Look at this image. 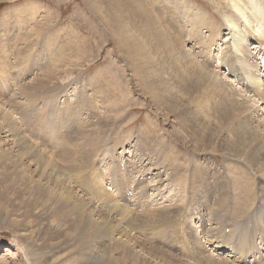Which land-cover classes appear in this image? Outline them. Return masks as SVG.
Listing matches in <instances>:
<instances>
[{
	"label": "rangeland",
	"instance_id": "obj_1",
	"mask_svg": "<svg viewBox=\"0 0 264 264\" xmlns=\"http://www.w3.org/2000/svg\"><path fill=\"white\" fill-rule=\"evenodd\" d=\"M116 1L121 15L139 17L124 18L129 28L150 17L176 42L165 52L146 33L131 34L150 44L140 65L145 78L126 52L123 41L130 42L110 0H0V264L259 259L264 167L237 155L257 139L264 108L244 116L235 113L237 102L218 108L224 97L220 89L206 93L208 75L188 69L191 84L182 80L190 60L240 88L231 72L243 64L227 19L239 28L245 21L230 0H139L148 15L134 13L136 0ZM256 45L247 42L243 53L260 71ZM230 101L249 108L238 95ZM225 108L230 115L221 119ZM248 116L250 125H242ZM49 154L53 168L41 178L37 167ZM58 173L65 175L60 187ZM98 190L109 198L97 200ZM109 199L132 216L112 214ZM125 218L132 221L120 225Z\"/></svg>",
	"mask_w": 264,
	"mask_h": 264
},
{
	"label": "bare ground",
	"instance_id": "obj_2",
	"mask_svg": "<svg viewBox=\"0 0 264 264\" xmlns=\"http://www.w3.org/2000/svg\"><path fill=\"white\" fill-rule=\"evenodd\" d=\"M261 1L262 0H230V2L232 4L231 6H232V9H233V12H235L236 17H238L237 20L239 18H243V20L246 23L244 28H239V26L238 27L236 26L237 24H236L234 19H231V18L227 19V20H229V24H230L231 30H233V35L235 36V37H233V44H230V45L232 47V50L235 53V56L236 57L237 56L241 57V61H242V64H243L242 68L241 69L239 68V70L241 71L240 73L236 72V70L234 69V68H236V64L233 65L232 68L234 70L231 72L235 77H237V80L234 78V81L239 82V84L241 85L240 88L237 87L231 81L226 82L227 81L226 80L224 82L223 79L221 78V75L219 73L217 74V73H215V72H213L211 70L201 69L200 67L195 66L196 65L195 63H191L192 61L190 62V60H189L188 64L185 66V70L182 73V77L185 78V79L182 78V80L187 85L191 84L190 83L191 80H190V77H189V72L187 71L188 69H190V73H192L194 75L195 74H199V73L203 74L204 76L208 75L212 82H209L206 85V88H205L206 89V93L210 89H211L212 93H213V90L214 91H218L220 89L221 95L224 97L223 101H221V102L215 101L214 102L215 104H217L218 108H221V107H224V106H226V108H227V107L231 106L230 104L237 102L239 104H237L236 107H235V113H240L243 116L245 114H247V113H250L252 111L251 107H254L255 105L260 106V107L262 106L264 108V70H262L263 67H262V65L259 64L260 65V71H259L258 68H257L258 66L256 67L255 65L249 64L250 62H248V61L246 62V58H245L246 55L243 53L247 49V47H246V43L247 42L251 41V42H253V44H255V45L257 44L258 45L259 41H260L262 47L256 45V48L259 50L258 53L263 52V55L262 54L261 55L263 56V60H264V3H262ZM110 2H111L110 3V6H111L110 8L112 9V14L115 16V17L113 16L115 25L117 26V29L119 30V32L122 33L125 36V38H128V41L130 42V45H129L127 42L123 41L125 46L127 47L126 52L128 53V56L130 57V59L135 64L136 72L139 75H141L143 78H145L144 76H146V75L144 73V68H143V66H140V65H142V63L146 64V60L149 59V53H151V52L148 53V47L150 46V44L152 45L154 43V41L157 40L158 44L162 45V47L164 48L165 52H170V51L176 50V45H175L176 42L164 37L162 35L163 31H161V32L158 31V28H163V26L160 24L159 21H156L155 19L152 20L150 17L147 18V22L146 23H141V22L138 21L140 27L136 24V25H134L132 27L133 29H131V27L129 28L128 24L125 22L124 18H128L129 19V17H130V18L135 19V21L137 22V19L139 17L137 15H135V14H132L130 16H126V14L123 13L121 15L120 14L121 8H120V5L118 4L119 2L116 1V0L113 1V2L110 0ZM195 9L197 10V20H198V22H200L202 24L206 23V18L204 16V12L201 10V8L196 6ZM135 12L136 13L143 12L145 15H148L147 10L142 6V3L139 0H136V8H135L134 13ZM236 17H235V19H236ZM200 19H202L204 21V23ZM198 22H197V24H198ZM200 25L198 24V26H200ZM235 27H236V30L234 29ZM140 31H142V33L144 32V33L147 34L146 38L148 39V41L150 43L149 46L144 41L143 37H139L138 39H136L135 37H133L131 35L133 32L137 33V32H140ZM201 37H202L201 39L205 40V38L203 36H201ZM159 39H161L162 42H159ZM202 42H204V41H202ZM134 45L138 46L137 50L134 47ZM251 45H252V43H251ZM132 46L134 47L135 50L133 49ZM183 56L186 57L185 55H183ZM234 63H235V60L232 62V64H234ZM232 64H231V66H232ZM225 66H226V64H225ZM179 70H181V68ZM246 80L248 81L247 85H245V81ZM224 83H225V85H227L226 87L223 86ZM233 95L240 96L242 98V100H246L247 104L252 101V99H247L248 97L249 98H254V100H253L254 105L253 104L252 105L248 104L249 108H247V107H245L246 103L244 104V103H240L238 101H230L231 97ZM203 99H204V97H203ZM203 102H205V101H203ZM207 104L209 105V103H207ZM226 108L221 113H219V116H220L221 119H225V118H227L230 115V113L227 111ZM1 115H2V113L0 112V117H2ZM250 118L252 119V117L248 116L246 120H241L242 125L249 126L250 122H251V121H249ZM5 127H6V125H5ZM255 130L258 133L257 139H255L252 144H248V143L243 142L242 145H241L242 146V150L238 152L237 156H239L240 158L245 159L247 162H249L250 164H252L255 167H257L258 169H260V168L264 167V144L262 143V137L264 135V122L259 121L257 127H255ZM3 134H5V133H3ZM258 138H260L261 141L258 140ZM21 148H20V150H21ZM39 152H40V150H39ZM41 153L44 154L45 151H41ZM47 158H48V160L44 159V161L47 162V165L45 164V166H44V164H43V168H42L43 170L41 169L40 166L37 167L38 170H39L38 172L41 171L40 176L42 174H44L45 171L49 167L50 168L52 167V164L50 163V160H52V162H53L52 155L49 154ZM42 159H43V156H42ZM50 171H51L50 174L52 175L53 169H50ZM58 174L59 175L56 176V186L60 187L59 186L60 184H58V181H59V179H61V177H65V175L64 174L62 175L61 173H58ZM41 178H42V176H41ZM63 181L65 182V179H63L61 181V184H63ZM99 183H102V182L99 181ZM101 187L102 186H98V188L100 190L102 189ZM67 188L69 190H71L69 187H67ZM100 190H98V192L95 195L97 197V200L98 199H104L105 200V198H109V197H107V195L102 193ZM66 201H68V200H66ZM109 202L111 203L110 206L112 208L111 207L110 208L112 209L111 210L112 214H117L119 216H122V218L123 217H129L130 218L132 216L131 215L132 211H130L128 208L123 207V205L121 206L119 204H115L113 201H111V199H109ZM107 203H108V201H107ZM107 208H109V207H107ZM108 212H110V211L108 210ZM156 217L151 219V220L156 219ZM257 217L258 216H256V219H258ZM125 219H127V220H125ZM125 219H123L122 222H120V225L121 224H123V225L124 224H128V223H130L132 221V220L130 221V219H128V218H125ZM146 221L149 222V220H146ZM119 230H120V228L117 229V232ZM261 230L264 231V229H262V228H261ZM190 250L191 251L194 250L193 247L190 246Z\"/></svg>",
	"mask_w": 264,
	"mask_h": 264
}]
</instances>
